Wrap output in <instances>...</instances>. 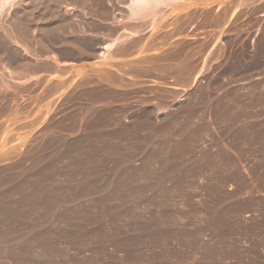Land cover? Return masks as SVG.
Segmentation results:
<instances>
[{
    "label": "rangeland",
    "instance_id": "obj_1",
    "mask_svg": "<svg viewBox=\"0 0 264 264\" xmlns=\"http://www.w3.org/2000/svg\"><path fill=\"white\" fill-rule=\"evenodd\" d=\"M126 1L0 12V264H264V0Z\"/></svg>",
    "mask_w": 264,
    "mask_h": 264
},
{
    "label": "bare ground",
    "instance_id": "obj_2",
    "mask_svg": "<svg viewBox=\"0 0 264 264\" xmlns=\"http://www.w3.org/2000/svg\"><path fill=\"white\" fill-rule=\"evenodd\" d=\"M179 1L180 0H127L126 1V5H125L126 8H127V11H126L127 16H126V18H127L128 22L131 20L133 22V24L135 23V25L131 24L133 26H130V27H132L133 29L135 28V30L137 31L136 27L138 28L142 24L146 26L147 22L149 24H151V25H155L156 23L161 22L160 19L162 17H164L163 15H165V13H164L165 10L167 8H173V7L177 8L176 6L179 3ZM10 2H11V0H0V12ZM121 2H123V1H121ZM148 23H147V25H148ZM104 48H105V50L106 49H110L111 48V44L110 43L106 44ZM105 52H103V53H105ZM107 54H109L108 51H107ZM110 56L111 55H109V57Z\"/></svg>",
    "mask_w": 264,
    "mask_h": 264
}]
</instances>
